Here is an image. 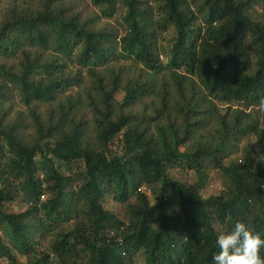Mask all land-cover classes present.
Wrapping results in <instances>:
<instances>
[{
  "label": "trees",
  "instance_id": "1",
  "mask_svg": "<svg viewBox=\"0 0 264 264\" xmlns=\"http://www.w3.org/2000/svg\"><path fill=\"white\" fill-rule=\"evenodd\" d=\"M195 1L0 0V260L214 264L235 222L264 239V113L251 111L264 0H202L198 12ZM247 137L245 164H226L227 143ZM174 168L197 181L170 179ZM212 171L230 189L205 199ZM155 184L150 205L141 187ZM108 197L127 204L126 222Z\"/></svg>",
  "mask_w": 264,
  "mask_h": 264
},
{
  "label": "rangeland",
  "instance_id": "2",
  "mask_svg": "<svg viewBox=\"0 0 264 264\" xmlns=\"http://www.w3.org/2000/svg\"><path fill=\"white\" fill-rule=\"evenodd\" d=\"M202 0H196L195 4L192 5L193 9L198 12L199 5L201 4ZM116 18H115V23L118 24L117 22L119 21V16L123 15V10L121 6L117 7L116 10ZM250 17L253 20H262V17H260V11L258 10L257 7L252 12H249ZM200 20H203L205 17V14H200ZM173 36L174 32L172 28H168L166 32H163L161 34L160 38V54L163 57L164 61H167V54L169 52V49L171 47L172 41H173ZM122 98V95H118V100ZM252 112L257 111L256 108L251 109ZM253 143L256 145V140L254 137L252 138H244V139H237L235 142H228L226 146V151L227 154L229 155L227 157V160H225L226 164L229 163H235V165L242 166L245 164V155H244V150L246 149V146L249 143ZM113 149L117 154H119V144L117 141H114L113 144ZM243 162V163H241ZM167 176L175 180L179 183L182 184H193L197 181L198 175L194 174V172L189 171L187 169H181V168H174L171 169L167 172ZM205 176L201 175V181L204 180ZM158 184H155L153 186H143L141 187V193L146 196L148 203L150 205H154L156 203V196L158 192ZM230 189V184L229 182L218 172V171H212L211 173L207 174V182L201 192V195L203 198H208V197H213V196H219L221 194L228 193ZM41 201L46 200V196L40 198ZM130 203L134 202L133 198H130L129 200ZM23 207V203L21 201V198L16 199L12 203H9L8 205H5L3 208V212L6 214H12V213H17L21 208ZM104 209L111 211L116 215V217L121 220L122 222H126L128 219V214H127V204H120L116 201H114L111 197H108L107 200L103 204ZM0 233V237H1ZM50 243V240H48V244ZM46 245V244H45ZM14 256L16 257L17 261L19 264H27L28 260L16 253H14ZM0 264H7V261L4 259L0 260ZM50 264H57L56 258L52 257L51 263ZM134 264H145L144 256L140 252L134 257Z\"/></svg>",
  "mask_w": 264,
  "mask_h": 264
},
{
  "label": "clouds",
  "instance_id": "3",
  "mask_svg": "<svg viewBox=\"0 0 264 264\" xmlns=\"http://www.w3.org/2000/svg\"><path fill=\"white\" fill-rule=\"evenodd\" d=\"M255 108L264 113V94L259 96ZM216 244L219 250L212 256L214 264H264V256L260 254L264 239L244 222L237 221L231 231L220 232Z\"/></svg>",
  "mask_w": 264,
  "mask_h": 264
}]
</instances>
